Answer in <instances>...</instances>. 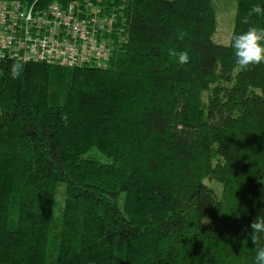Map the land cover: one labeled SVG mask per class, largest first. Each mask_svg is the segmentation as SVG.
<instances>
[{
    "label": "trees",
    "instance_id": "16d2710c",
    "mask_svg": "<svg viewBox=\"0 0 264 264\" xmlns=\"http://www.w3.org/2000/svg\"><path fill=\"white\" fill-rule=\"evenodd\" d=\"M72 1L99 9L103 63L0 56V264H254L264 62L239 66L231 41L264 27L244 22L260 0H233L228 44L214 0H0L3 28L28 45L36 9Z\"/></svg>",
    "mask_w": 264,
    "mask_h": 264
},
{
    "label": "built area",
    "instance_id": "2783aa9c",
    "mask_svg": "<svg viewBox=\"0 0 264 264\" xmlns=\"http://www.w3.org/2000/svg\"><path fill=\"white\" fill-rule=\"evenodd\" d=\"M86 12L83 13L85 17H78L77 14L81 12L80 4L74 1L68 3L65 8L58 9L56 4H51L49 7V14L38 17L39 24L37 26L40 36L28 37L25 40L30 44L26 45L24 40L19 41L14 39L16 30L12 27L9 29L3 28L7 24V12L2 9L0 13V56L5 53H12L20 56L26 60H40L48 61L50 63H60L64 65H79L84 62L85 58H92L99 64L103 63L108 53V48L102 41L100 45L96 44L94 35L100 29L101 23H97L96 12L94 5L85 1ZM28 21L32 19L31 9L21 18ZM44 17V18H43ZM14 21L17 23L16 19ZM108 23L110 19L107 20ZM61 26V27H60ZM65 28L68 43L65 44L66 38L63 37L61 29ZM40 29V30H39ZM60 35L58 38L55 36ZM22 40V39H21ZM65 46V47H63Z\"/></svg>",
    "mask_w": 264,
    "mask_h": 264
},
{
    "label": "clouds",
    "instance_id": "9594fccd",
    "mask_svg": "<svg viewBox=\"0 0 264 264\" xmlns=\"http://www.w3.org/2000/svg\"><path fill=\"white\" fill-rule=\"evenodd\" d=\"M253 14L264 16V0L251 7L244 22L248 23V18ZM179 38V37H178ZM236 63L241 67H247L250 64H259L264 62V27L249 25L246 30L237 32L233 35L231 41ZM169 55L175 57L180 64L189 62V53L184 50L177 51L169 49ZM23 71V65L19 62L13 63L10 68V75L13 79L17 78ZM260 200L264 201V189H261ZM258 213L251 223V240L256 246L254 264H264V245H258V241L264 237V208Z\"/></svg>",
    "mask_w": 264,
    "mask_h": 264
},
{
    "label": "rangeland",
    "instance_id": "374dc122",
    "mask_svg": "<svg viewBox=\"0 0 264 264\" xmlns=\"http://www.w3.org/2000/svg\"><path fill=\"white\" fill-rule=\"evenodd\" d=\"M214 6L217 23L213 40L218 43L228 44L233 26L235 2L233 0H214Z\"/></svg>",
    "mask_w": 264,
    "mask_h": 264
},
{
    "label": "bare ground",
    "instance_id": "6f19581e",
    "mask_svg": "<svg viewBox=\"0 0 264 264\" xmlns=\"http://www.w3.org/2000/svg\"><path fill=\"white\" fill-rule=\"evenodd\" d=\"M36 15L39 17L41 15V13L38 11V9H36ZM3 56H9V57H15V54H10V53H5ZM18 58V56H16ZM58 63V62H57ZM60 64V63H58Z\"/></svg>",
    "mask_w": 264,
    "mask_h": 264
}]
</instances>
